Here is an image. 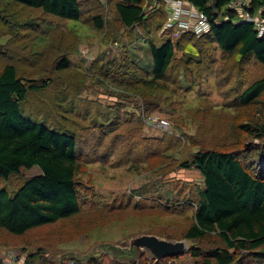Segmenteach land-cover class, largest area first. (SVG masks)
I'll return each instance as SVG.
<instances>
[{
  "label": "rangeland",
  "instance_id": "rangeland-1",
  "mask_svg": "<svg viewBox=\"0 0 264 264\" xmlns=\"http://www.w3.org/2000/svg\"><path fill=\"white\" fill-rule=\"evenodd\" d=\"M121 1L81 0L91 10L81 21H66L0 0V53L7 45L6 57L27 79H50L32 97L43 107L39 117L98 149L77 176L81 212L22 236L0 229V264H28L32 254L40 257L36 264H66L70 257L88 263L93 256L134 264L146 252L132 242L144 235L185 242L186 252L224 247L216 235L197 242L184 238L205 183L197 168L181 165L202 149L238 151L249 144L251 137L240 125L255 118L254 109L234 100L262 77V67L251 57L228 56L210 37L161 29L157 23L146 42L142 29L133 32L117 20ZM96 15L105 18L103 30L93 23ZM168 38L182 42L167 77L158 88L138 85L153 73L150 45L160 47ZM53 42L59 43L56 52ZM67 52L75 81L69 93L60 91L69 74L54 73L57 58ZM40 53L47 58L48 75L33 62ZM5 61L0 56V69ZM134 119L142 123L136 140L127 136L126 123ZM163 119L170 122L168 129L157 124ZM116 133L122 134L115 141ZM39 173L35 167L27 177L0 179V188L14 192ZM184 254L170 262L193 261Z\"/></svg>",
  "mask_w": 264,
  "mask_h": 264
},
{
  "label": "trees",
  "instance_id": "trees-1",
  "mask_svg": "<svg viewBox=\"0 0 264 264\" xmlns=\"http://www.w3.org/2000/svg\"><path fill=\"white\" fill-rule=\"evenodd\" d=\"M1 1L16 3L66 21H81L91 10L81 0ZM154 1L125 0L115 7L121 25L133 32L137 28L143 30L146 42L156 23L163 29L167 19L164 1L156 0L159 5L151 10ZM186 1L212 20L211 30L204 36L212 38L228 56L254 58L263 72L261 78L253 81L234 100L236 106L245 110L254 109L255 118L240 125L242 131L251 137L249 144L238 151L202 149L181 165L185 169L197 168L205 183L196 205L195 221L184 238L197 242L216 235L224 247L208 251L192 247L184 256L193 261L180 264H264V35L253 24L239 22V13L229 8L232 0ZM249 1L252 14H256L264 5V0ZM261 15L264 20V13ZM93 23L98 30H103L106 24L103 15H96ZM165 31V34H169V30ZM181 42L175 43L168 38L160 47L151 44L153 73L149 80L139 81L138 85L141 83L158 88L170 72L176 53L181 48L178 43ZM2 46L0 56L6 61L0 69V179L8 181L15 175L27 177L35 167L40 170L39 174L29 177L14 192L0 188V229L11 235L22 236L81 212L83 204L77 176L82 165L98 154V149L90 150L92 145L88 146L85 140L81 143L76 132L51 126L39 117L43 107H36L32 97L45 90L50 79L37 81L21 75L17 65L6 57L10 49L7 45ZM50 46L56 52L59 43L53 42ZM68 52L57 58L54 73L69 74L66 87L60 90L63 92L68 89L69 93L74 89L75 81L70 80L73 75L70 60L65 57ZM33 62L43 76L51 73L43 65L47 63L45 54L40 53ZM136 71L138 75L139 69L136 68ZM140 120L126 123L130 127L127 136L139 139ZM96 130H100V134H107L103 127L96 126ZM121 134L114 135L115 141ZM84 149L88 155H84ZM179 257H167L161 263H155L149 262L147 254L143 253L139 262L134 264H171V260L176 262ZM37 258L40 257L32 254L27 263L36 264ZM72 260L75 264H127L107 262L104 256H93L88 263L70 257L66 264Z\"/></svg>",
  "mask_w": 264,
  "mask_h": 264
},
{
  "label": "built area",
  "instance_id": "built-area-1",
  "mask_svg": "<svg viewBox=\"0 0 264 264\" xmlns=\"http://www.w3.org/2000/svg\"><path fill=\"white\" fill-rule=\"evenodd\" d=\"M167 9V19L165 22V29L177 28L178 31L184 34H194L198 36L206 35L211 30L212 20L209 16L198 10L194 5L190 4L186 0H163ZM159 2L154 1L151 6L152 9H156ZM249 0H232L229 4V8L239 13L240 21L253 24L261 35H264V20L262 13H264V5L259 9L256 14H252L249 10ZM143 36V35H142ZM144 38V36H143ZM159 124L162 128L168 129L170 122L167 120H160ZM146 252L149 262H162L158 260L150 251L141 248ZM67 264H75L72 260ZM172 264V263H171Z\"/></svg>",
  "mask_w": 264,
  "mask_h": 264
},
{
  "label": "water",
  "instance_id": "water-1",
  "mask_svg": "<svg viewBox=\"0 0 264 264\" xmlns=\"http://www.w3.org/2000/svg\"><path fill=\"white\" fill-rule=\"evenodd\" d=\"M132 246L147 249L158 260L182 255L186 252L185 242H170L161 240L154 235H144L138 237L132 242Z\"/></svg>",
  "mask_w": 264,
  "mask_h": 264
}]
</instances>
